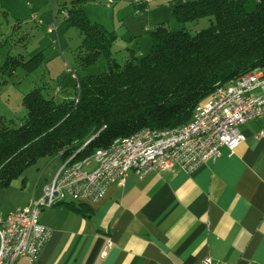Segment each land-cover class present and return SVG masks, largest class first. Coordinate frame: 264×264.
Segmentation results:
<instances>
[{"label":"trees","instance_id":"1","mask_svg":"<svg viewBox=\"0 0 264 264\" xmlns=\"http://www.w3.org/2000/svg\"><path fill=\"white\" fill-rule=\"evenodd\" d=\"M80 1L72 0L65 10L67 25L83 35L79 64L91 65L104 55L106 67L78 79L76 99L46 98L40 87L24 94L25 115L18 126L0 116L3 184L39 157L75 162L141 128L184 124L215 87L254 70L264 72V0L251 12L244 9L248 0L176 4L172 15L177 22L209 17L210 25L192 34L159 24L150 31L149 53L137 57L131 52L122 63L108 53L113 34L90 21ZM38 62L35 56L29 61L7 57L1 68L19 64L31 71ZM61 203L76 211L84 208L83 202Z\"/></svg>","mask_w":264,"mask_h":264},{"label":"crops","instance_id":"2","mask_svg":"<svg viewBox=\"0 0 264 264\" xmlns=\"http://www.w3.org/2000/svg\"><path fill=\"white\" fill-rule=\"evenodd\" d=\"M263 127L264 116L246 121L232 155L223 148L193 173L129 172L121 186L83 202V211L66 203L43 208L48 239L37 259L13 264H201L206 255L220 264H264V140L255 137Z\"/></svg>","mask_w":264,"mask_h":264},{"label":"built area","instance_id":"3","mask_svg":"<svg viewBox=\"0 0 264 264\" xmlns=\"http://www.w3.org/2000/svg\"><path fill=\"white\" fill-rule=\"evenodd\" d=\"M150 1L135 3L143 7ZM47 32L57 38L54 24L47 27ZM260 116H264V72L254 70L215 87L195 106L191 119L184 124L144 127L113 139L109 146L96 149L87 158L69 162L70 157L54 179L44 185L36 201L8 213L0 211V264H13L22 256L30 261L37 259L50 235V228L39 222L43 208L68 199L98 201L110 186H121L129 172L138 177L174 169L193 173L220 157L223 148L232 155L245 139L239 127ZM255 137L264 140V127ZM201 264L220 263L206 255Z\"/></svg>","mask_w":264,"mask_h":264},{"label":"rangeland","instance_id":"4","mask_svg":"<svg viewBox=\"0 0 264 264\" xmlns=\"http://www.w3.org/2000/svg\"><path fill=\"white\" fill-rule=\"evenodd\" d=\"M71 1L0 0V116L13 121V126H18L25 115L24 94L40 87L46 98L76 99L78 79L96 75L106 67L104 55L91 65L79 64L78 55L84 51L81 47L83 35L77 27L67 25L65 16ZM135 1H80L89 20L113 34L108 53L121 63L131 52L137 57L149 53L150 31L159 24L169 30L185 28L192 34L210 25L209 17L185 24L174 19L173 7L193 0H151L144 8ZM257 1L248 0L244 4L245 11H253ZM52 24L56 27L57 38L54 33L47 32ZM33 56L39 62L31 71L32 68L19 64L12 70L1 68L7 57L29 61ZM60 164L61 158L57 155L39 157L7 184L0 182V211L8 213L26 206L34 191L42 188L44 177L54 173Z\"/></svg>","mask_w":264,"mask_h":264}]
</instances>
